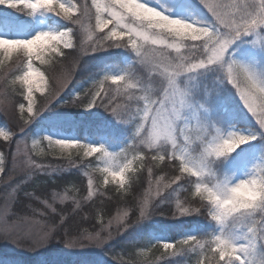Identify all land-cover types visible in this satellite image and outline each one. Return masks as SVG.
I'll return each instance as SVG.
<instances>
[{
    "label": "rangeland",
    "instance_id": "1",
    "mask_svg": "<svg viewBox=\"0 0 264 264\" xmlns=\"http://www.w3.org/2000/svg\"><path fill=\"white\" fill-rule=\"evenodd\" d=\"M64 2L69 5H77L78 10L73 19L78 16V23L73 24L46 10L29 14L27 9L16 10L7 8L6 5H0V17L21 23L31 21L36 27L33 35L25 31V33H11L10 36L6 31L0 29V37L31 39L41 31L60 32L69 28L73 29L71 36L73 48L66 49L61 45L56 52L49 49L41 58L37 59L35 56L32 58L33 69L43 74L46 80L44 88L33 93V110L34 113H38L34 118L33 113L27 112V101L24 99L25 89L17 79L27 67V58L20 52H13L10 56L0 54V128L14 134L11 140H4L3 137H0V167L4 168V172L0 173V242L6 244L5 246L10 250H20L28 253L42 251L45 245L33 246L29 241L47 231L38 220H26L20 223L11 220V191L19 182V178L14 177L12 174L20 176L23 174L21 170H33L40 167L41 163L35 162L36 155L48 154L56 158H67L80 153L86 157L99 154L87 156L85 155L86 150L83 148H61L54 143L56 139L103 145L109 152L114 153L108 164L105 163V158L100 155V174L104 175L103 178H105V174L102 170L105 167L110 166L115 170L128 162V160L122 162V158L118 156L117 151L102 143L97 144L91 140L78 139L76 136L67 135L57 130L50 132L44 127L45 124L54 125L68 122L76 117L75 112L79 108H74V104H77L79 100L74 99L77 92L73 90L79 82L91 75L87 74V71L109 66V69L96 80L95 93L97 91H102V93L100 92L101 97H95V100L99 98L97 105L103 108L105 114L112 116L115 123H122L123 120H118L106 108L115 107L122 110L129 105L133 108L141 107L142 103V101L135 99L130 101L128 99L129 95L138 96L141 94L136 89H127L126 91L125 83L113 84L111 80H104L106 76H129L127 69L118 68L123 57L126 55L131 56L135 68L134 74H131V77L129 76L130 79L127 82L133 84L138 82L141 85L150 86V91L156 92L165 85L167 76L173 70L175 61L181 58H191L193 54L192 46L203 43V40L191 41L167 32L148 30L151 39L162 42L153 44L151 39L148 41L138 39L137 44L141 49V56H138L131 49V41L127 36H124L118 42L101 39V37H106L109 30L116 27V25L113 22L105 28L104 32H100L98 28H95L93 0H64ZM144 2L172 18L183 19L202 27L214 25V18L203 6L201 0H144ZM210 2L229 4L234 0H210ZM239 2L243 3L245 0H239ZM256 2L258 3V0ZM84 5L85 10L79 9ZM117 11H120V9L118 8ZM89 12H92L91 17L88 15ZM47 16L63 20L66 27L49 23ZM124 23L134 26L130 18H126ZM117 43L121 46L117 47ZM171 45L176 47H171ZM97 48L100 50L93 51ZM61 53L65 54L62 60L59 58ZM196 54L199 55L198 52ZM114 55L118 56L115 57ZM142 57L144 58L143 62ZM232 61L245 65L259 79L264 80V26L250 34L242 35L230 46L226 55V63ZM75 78L76 82L74 84ZM241 80L243 81V77H241ZM65 81L67 82L65 83ZM53 82L57 86L63 85V87L59 91L56 100L49 101ZM178 82L188 93L187 98L189 101V107L185 110L184 115L190 124L187 127L183 124L180 125L181 140H183L184 135L196 140V123L208 128L210 135L206 139H211V136L216 134L217 129L225 137L231 132L254 137L249 142L240 145L227 157L210 158L209 167L212 175L205 177V182L213 184L218 180L227 179L231 184H235L241 179L264 178V175L262 177L260 174L261 170H264V128L248 111L236 88L227 79L225 66L220 64L210 65L204 69L182 75ZM105 83L106 85H104ZM156 98L153 96V99ZM13 102H15L14 110L12 107ZM19 103L25 104L23 113L19 111ZM5 107H7V111L4 110ZM83 107L82 105L80 108ZM92 109L90 108V110ZM95 112L96 114H92L93 116H100L99 111ZM29 119H31V123L21 132L20 124ZM46 137L53 138V142L50 143ZM138 141L139 139L135 143L136 147L144 150V146L139 145ZM202 148L203 145L198 142L194 146V153L198 154L202 151ZM154 151H169L170 153L171 148L169 145H162ZM139 163V160L133 161L132 170L126 173V182ZM143 163L144 168L140 177V187L137 189L140 203L136 211L132 212L128 210L127 206L123 205L111 219L112 226H105L101 230L103 235L99 232L102 237H108L111 234V238L103 246H96L94 243L84 240L86 243L82 247L73 248L83 252L103 249L108 243L112 245L111 243L118 236L126 233H128V236L131 235L138 228L137 225L140 222L161 213H164V222L171 223L173 228L187 227V223L190 221L197 224L205 222L206 216L209 215L208 209L204 208L203 205L207 202L194 196L196 178L186 177L166 188L165 185H168L175 175L174 170H170L164 165L159 170L156 164L147 158ZM14 167L15 172H13ZM9 177H12V179H9ZM89 180L92 181V178H89ZM11 183L14 184L11 185ZM111 183L116 184L115 181H111ZM64 195L68 198L66 194L59 195L49 192V199L54 203H62L67 200ZM42 202L43 206L48 207V202L45 203L43 200ZM145 204L153 206L154 211L149 217L138 221L140 208ZM178 205L188 208L189 213L180 215ZM197 208L200 209L199 213L196 211ZM260 220L261 218L257 217L258 223L254 225L258 233L261 230ZM250 223L251 218H247L243 221L230 223L228 226L219 225V234L225 232L243 237L248 234ZM112 227L116 229L121 227V230L114 233ZM189 234L192 233L189 232ZM189 234L185 235L184 240L190 237ZM161 243L163 246L166 243L173 245V243L163 239H161ZM237 243H246V241L239 240ZM192 244H194V247H201L203 242L201 239H197ZM173 249L174 246L165 250ZM252 264H264V241H259V238Z\"/></svg>",
    "mask_w": 264,
    "mask_h": 264
},
{
    "label": "snow or ice",
    "instance_id": "2",
    "mask_svg": "<svg viewBox=\"0 0 264 264\" xmlns=\"http://www.w3.org/2000/svg\"><path fill=\"white\" fill-rule=\"evenodd\" d=\"M201 3L214 18V25L202 27L183 19L172 18L150 6L144 0H93L95 28H98L100 32H104L105 28L113 22L116 25V27L109 30L106 37H101V39L118 42L124 36H127L131 41V49L138 56H141V49L137 44V40H150L148 30L167 32L191 41L203 40V43L192 46L193 54L191 58H181L175 61L173 70L168 74L165 85L159 91L150 93V86L141 85L138 82L128 83L130 77L127 75L104 77L105 81L111 80L113 84L125 83L126 91L127 89H136L141 93L138 96L129 95L128 99L130 101L133 99L143 101L142 109L140 107L133 108L129 105L122 110L115 107L106 108V110L125 123L128 122L129 118L137 117L142 112L143 116L137 125L136 135L139 138V145L144 146V150H140L136 146H130L129 148L137 154L133 155L132 159L128 160L122 167L115 170L110 166L105 167L102 170L105 174L104 183L108 184L115 181L117 185L124 187L126 173L132 170L133 161L139 160L142 164L146 158L155 164H162L168 169L174 170L175 175L172 177L171 182L165 185L166 188L186 177L196 178L194 182L195 196L199 197L201 201L207 202L203 207L208 209V215L218 225L228 226L230 223L251 218L247 235L241 237L221 232V234L211 238V242L214 244V248L211 250L218 261L220 264H234V262L236 264H252L258 238L259 241H264V178L241 179L235 184H231L225 179L209 184L205 182V177L212 175L209 167L210 158L227 157L240 145L249 142L254 137L236 132H231L225 137L217 129L216 134L212 135L211 139H206L210 135L208 128L196 123V140L188 135H184L183 140H181L180 125L183 124L187 127L190 124L184 115L185 110L189 107V101L187 98L188 93L178 81L182 75L204 69L210 65L220 64L225 66L227 79L236 88L248 111L264 128V80L259 79L245 65L236 61L226 63V55L230 46L236 40L242 35L250 34L264 26V0H258V3L256 0H245L243 3L234 0L229 4L201 0ZM0 5H6L7 8L16 10L27 9L29 14L46 10L73 24L79 22L78 16L73 19L78 10L77 5H69L64 0H0ZM118 8L120 11H117ZM126 18H130L134 26L124 23ZM15 26H17L15 20L0 17V28ZM72 34L73 29L69 28L60 32L41 31L31 39L0 37V54L10 56L13 52H20L27 58V67L17 79L24 86L27 112L33 113V118L38 115L33 110V93L42 90L46 80L43 74L33 69L32 58L33 56L37 59L41 58L49 49L56 52L61 45L66 49L73 48ZM151 42L156 44L162 41L151 39ZM116 46L121 45L117 43ZM171 47L176 46L171 45ZM96 50L100 49H93V51ZM177 50L179 49L177 48ZM197 52L199 55L196 54ZM64 55V53H61V56ZM143 59L142 57V62ZM241 77H243V81ZM242 84L243 86H241ZM62 87L63 85L57 86L53 82L49 101L56 100ZM99 96L100 92L97 91L94 97ZM153 96L157 98L153 99ZM12 107L14 110L15 102H13ZM87 107H96L95 98L87 104ZM4 110L7 111V107ZM19 111L21 113L25 111L24 103H19ZM29 123H31V119L20 124L21 132ZM13 135L12 132L0 128V137H3L4 140H11ZM46 139L50 143L53 142L51 137H46ZM197 141L203 145L202 151L198 154L194 153V146L197 145ZM54 143L61 148H83L86 150L85 155L87 156L99 153L105 158L106 164L114 156V153L109 152L103 145L60 139H56ZM162 145H169L171 152L154 151ZM125 151L126 149L121 152ZM15 171L14 167L13 172ZM21 171H23L24 176H31L32 174L30 170ZM3 172L4 168L0 167V173ZM9 179H12V177H9ZM88 186L91 189V180L88 181ZM19 187L20 183H17L14 190ZM91 194L90 192L89 195ZM77 206L79 207V205ZM48 207L51 208L52 206L49 204ZM178 209L180 215L188 214L190 211L183 205H178ZM52 211L55 212L56 209L53 208ZM153 211V206L147 204L141 206L138 221L149 217ZM196 211L199 213L200 209L197 208ZM257 217L261 218L259 233L254 227L258 223ZM66 225H68L67 221L61 219L48 231L29 242L33 246L46 245L58 231H64ZM110 238L111 234L108 237H102L100 233H94L85 236L83 239L94 243L96 246H103ZM239 240H244L246 243L238 244L237 241ZM189 241H197V237L190 236L183 243L188 244ZM77 246L82 247V241H68V247ZM163 247L168 249L173 245L166 243ZM200 264H203V262H200Z\"/></svg>",
    "mask_w": 264,
    "mask_h": 264
},
{
    "label": "trees",
    "instance_id": "3",
    "mask_svg": "<svg viewBox=\"0 0 264 264\" xmlns=\"http://www.w3.org/2000/svg\"><path fill=\"white\" fill-rule=\"evenodd\" d=\"M79 9L85 10L86 7L84 5ZM88 15L91 17L92 12ZM47 19L53 25L66 27L61 19L52 18V16H47ZM16 22L15 27L0 29L10 36L11 33H25V31L30 35L35 33L36 27L33 22ZM63 57L60 54L61 60ZM118 68L127 69L131 77V74L135 72L131 56L123 57ZM108 69L109 66H102L96 70H88L87 74L91 75L74 87L73 91L77 93L73 98L79 100L77 104H74V108H79L75 112L74 119L54 125L45 124L44 127L50 132L57 130L76 136L78 139L102 143L117 151L124 162L137 154L129 147L136 146L135 143L139 139L136 130L143 113L129 118L127 123L124 121L115 123V119L105 114L103 108L97 105L101 94L95 100L96 107L92 110L87 107V104L95 98L96 80ZM73 82L75 84L76 78ZM82 105L84 107L80 108ZM142 107L143 101L140 108ZM95 111H99L100 116H93L92 114H96ZM125 149V152H121ZM99 158L100 154L86 157L82 153L73 154V157L67 158H56L48 154L36 155L35 162L41 163V166L30 170L31 176H24V174L18 176L11 172L14 177L19 178L18 183H20V187L16 190H14L16 185L11 187V220L19 221V223L26 220H38L47 231L61 219L66 220L68 225L65 226L64 231H58L44 249L37 253L10 250L5 246L6 244L0 242V264H200V262L220 264L211 250L214 248L211 238L219 235V225L210 216H206L207 219L203 224L190 221L187 227L173 228L171 223L164 222V213H161L140 222L131 235L128 236L126 233L118 236L113 240L112 245L108 243L103 249L83 252L68 247V241L71 239L82 241L84 244L86 242L83 238L87 234L101 232L103 235L101 230L105 226H112L111 219L123 205L135 212L140 203L137 189L140 187L144 163L140 162L130 174L125 186L120 187L111 182L104 183V175L100 174ZM156 166L160 170L163 165L156 164ZM260 174L263 177L264 170H261ZM89 178H92L91 189L88 186ZM49 192L66 194L68 198L64 195L67 199L65 202L54 203L49 199ZM90 192L91 195H89ZM42 200L47 201L52 207L43 206ZM53 208L56 209L55 212L52 211ZM120 228L112 227L114 233L120 231ZM188 234L201 239L203 245L194 247L192 244L194 241L184 244L185 235ZM161 239L173 243L174 249L165 250Z\"/></svg>",
    "mask_w": 264,
    "mask_h": 264
}]
</instances>
